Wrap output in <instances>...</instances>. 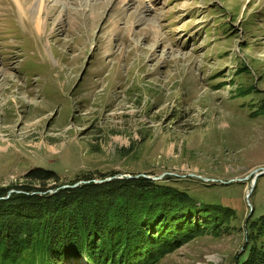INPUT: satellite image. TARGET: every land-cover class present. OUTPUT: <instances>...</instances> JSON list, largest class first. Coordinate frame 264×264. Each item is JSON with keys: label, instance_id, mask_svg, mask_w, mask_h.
Here are the masks:
<instances>
[{"label": "rangeland", "instance_id": "rangeland-1", "mask_svg": "<svg viewBox=\"0 0 264 264\" xmlns=\"http://www.w3.org/2000/svg\"><path fill=\"white\" fill-rule=\"evenodd\" d=\"M47 5L37 34L0 0V186L145 175L236 212L218 236L157 233L155 264H234L264 211V0Z\"/></svg>", "mask_w": 264, "mask_h": 264}, {"label": "trees", "instance_id": "trees-1", "mask_svg": "<svg viewBox=\"0 0 264 264\" xmlns=\"http://www.w3.org/2000/svg\"><path fill=\"white\" fill-rule=\"evenodd\" d=\"M80 179L89 182L61 188ZM80 179L62 183L55 172L38 167L24 174L22 184L0 186V264H155L170 250L157 233L180 228L181 242L188 234L203 235L204 228L218 236L236 215L234 206L142 176ZM9 189L27 193L6 198ZM245 230L244 251L234 264H264V211L251 215Z\"/></svg>", "mask_w": 264, "mask_h": 264}, {"label": "bare ground", "instance_id": "bare-ground-1", "mask_svg": "<svg viewBox=\"0 0 264 264\" xmlns=\"http://www.w3.org/2000/svg\"><path fill=\"white\" fill-rule=\"evenodd\" d=\"M47 1L48 0H28L27 3H25V0H15L20 17L24 18L25 22L28 20L37 34H41L46 29V17L52 7L51 5H47ZM126 1L127 0H121L123 3ZM50 146L49 149H55L54 145Z\"/></svg>", "mask_w": 264, "mask_h": 264}, {"label": "water", "instance_id": "water-1", "mask_svg": "<svg viewBox=\"0 0 264 264\" xmlns=\"http://www.w3.org/2000/svg\"><path fill=\"white\" fill-rule=\"evenodd\" d=\"M261 175H264V168H259L257 169L256 171H254L253 175H252V179H251V183H250V186H251V189L253 188V186L255 185L256 183V180L259 176ZM144 177H146L145 175H143ZM123 176H110L108 178H105V179H102V180H98V179H93L91 181H95V182H101V181H107V180H110L112 178H122ZM128 177H131V176H128ZM86 182H89L88 180H80L78 182H75L71 185H62L61 188H65V187H76L77 185L81 184V183H86ZM55 190H52V189H48L47 192H54ZM13 192H17V193H27L26 191H22V190H16V189H9L8 192H7V195H6V198ZM34 193V192H32ZM250 191L246 192L245 194V197L248 198L250 196Z\"/></svg>", "mask_w": 264, "mask_h": 264}]
</instances>
